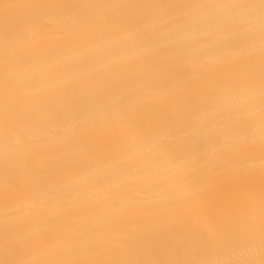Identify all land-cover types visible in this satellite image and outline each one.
Wrapping results in <instances>:
<instances>
[{
    "label": "bare ground",
    "instance_id": "obj_1",
    "mask_svg": "<svg viewBox=\"0 0 264 264\" xmlns=\"http://www.w3.org/2000/svg\"><path fill=\"white\" fill-rule=\"evenodd\" d=\"M260 0H0V264H264Z\"/></svg>",
    "mask_w": 264,
    "mask_h": 264
},
{
    "label": "snow or ice",
    "instance_id": "obj_2",
    "mask_svg": "<svg viewBox=\"0 0 264 264\" xmlns=\"http://www.w3.org/2000/svg\"><path fill=\"white\" fill-rule=\"evenodd\" d=\"M217 7L225 8L228 10H236V9H243L242 13H240L237 16L232 17V19L238 20L243 18L251 19L255 16V10L259 9V21L261 25V38H262V51H264V0H260L259 5L255 4H225V5H218ZM262 95H264V92H262Z\"/></svg>",
    "mask_w": 264,
    "mask_h": 264
}]
</instances>
